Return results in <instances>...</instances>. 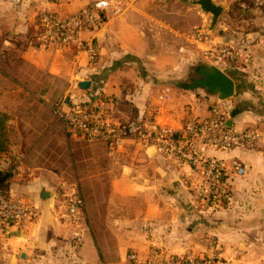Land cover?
Listing matches in <instances>:
<instances>
[{
  "label": "crops",
  "instance_id": "1",
  "mask_svg": "<svg viewBox=\"0 0 264 264\" xmlns=\"http://www.w3.org/2000/svg\"><path fill=\"white\" fill-rule=\"evenodd\" d=\"M94 1L0 0V110L11 116L15 149L25 152L7 191L36 211L24 225L0 231V264H144L152 250L264 264V0H213L223 6L213 29L194 0H111L102 20L80 31L83 45L40 44L42 10L65 17ZM219 46L236 55L227 69L210 53ZM16 57L13 75L4 67ZM204 59L235 79L241 103L173 80L180 67ZM54 80L62 83L58 92ZM62 95V104L47 103ZM215 103L223 104L230 128L260 136L230 150L198 141L229 173L224 198L205 201L192 185L196 170L139 132H181L212 117ZM57 107L93 111L122 143L69 134ZM13 167L11 153L0 158V169ZM74 185L86 198L87 219L79 226L61 217Z\"/></svg>",
  "mask_w": 264,
  "mask_h": 264
},
{
  "label": "built area",
  "instance_id": "2",
  "mask_svg": "<svg viewBox=\"0 0 264 264\" xmlns=\"http://www.w3.org/2000/svg\"><path fill=\"white\" fill-rule=\"evenodd\" d=\"M111 0H96L80 11L61 17L52 12L42 10L39 15L37 36L41 45H51L56 49H62L73 43L83 45L78 41L80 31L93 26L102 20L103 12L110 5ZM202 36L203 34H199ZM91 51V59L95 60V50L92 43L88 45ZM216 60H234L235 53L226 46L210 49ZM213 116L203 120H193L180 132L168 127H161L153 131L139 132L142 138L154 141L159 151L166 155L175 156L182 164L195 169L198 176L192 182L198 198L205 201L222 200L227 194L229 173L225 164L216 157L207 155L198 141L205 145L224 150H230L248 143H252L259 136V131L246 128L243 130L232 129L227 125L224 113L217 107H213ZM56 113L66 125L69 134H81L101 138L109 141L111 145L119 146L123 137L108 123L96 117L90 110H78L70 108L64 110L56 108ZM21 158L10 170L11 173L20 167ZM238 172L244 169L236 166ZM34 207L22 201L20 198L0 189V231H4L9 225H24L35 218ZM61 217L65 223L79 226L87 219L86 203L77 185L67 196L64 211ZM130 260L137 261L136 253L128 254ZM144 264H224L219 255L186 257L164 256L156 250L150 251Z\"/></svg>",
  "mask_w": 264,
  "mask_h": 264
},
{
  "label": "water",
  "instance_id": "3",
  "mask_svg": "<svg viewBox=\"0 0 264 264\" xmlns=\"http://www.w3.org/2000/svg\"><path fill=\"white\" fill-rule=\"evenodd\" d=\"M193 3L199 5L205 13L210 14L209 29H213L222 13L223 6L213 0H194ZM196 71L199 76L193 78L190 82H183L181 86L184 89L202 88L209 93L217 94L220 101H225L236 95L237 85L235 79L218 65L214 63L200 64L196 67ZM80 86L83 88L89 86V81L80 82ZM227 125L230 127V123L227 122ZM43 196L47 198L50 194L44 191Z\"/></svg>",
  "mask_w": 264,
  "mask_h": 264
},
{
  "label": "rangeland",
  "instance_id": "4",
  "mask_svg": "<svg viewBox=\"0 0 264 264\" xmlns=\"http://www.w3.org/2000/svg\"><path fill=\"white\" fill-rule=\"evenodd\" d=\"M0 56H1V53H0ZM223 60H222V63L221 64L224 65L226 69L229 68L231 61H229V60H227L225 58ZM13 62H14V66L12 68H10V67L9 68L8 67H4V66L3 67L9 73H11L13 75H17V67L20 64V62L18 61V58L17 57L14 59ZM210 62H213V61L211 59H208V60L207 59H204V60H194L193 62H191L190 64H188L187 67H180L179 70H178V72H177V74H175L173 76V80H176L179 83L190 82L193 78H196V77L199 76L198 73H197V71H196V67L199 66V64H202V63L209 64ZM223 62H226V63H223ZM1 63L2 62L0 61V66H1ZM214 64H216V63H214ZM23 66L24 65H21V71H22ZM20 79L22 81H24V79L22 77ZM51 83H52L51 89L54 90V91H57L58 92L59 88L62 87V83L59 84L58 80H54V82L51 81ZM25 84L28 85L27 82H25ZM175 85H177V84H175ZM28 86H30V85H28ZM178 86L180 87L181 85H178ZM240 87L242 88L243 85H240ZM198 89H201L202 92L204 91V89H202V88H198ZM235 96L232 97V98H229V99H227L225 101H230L231 100V102H233V104H239V103H241V100L240 99H235ZM63 99L64 98H63V95H62L61 99H59L58 101L49 100L47 103L50 104V105H54L56 102H59V105H60V104L63 103ZM245 104H246V102L244 101L242 104H240V106H244ZM215 107L219 108L222 111V108L224 106H223V104L215 103ZM14 143H15V141H14V134H13V136H12V143L10 144L9 150L6 153V155H9L11 153L12 167H13V165L15 166V163L18 161L19 158H21L20 166H23L24 165V160H25V152H24L23 149H19V151L16 150L15 147H14ZM13 151H18V152H15L14 153ZM20 168L18 167V169L15 171V173L18 172L20 170ZM83 197H84V195H83ZM84 199H86V198L84 197Z\"/></svg>",
  "mask_w": 264,
  "mask_h": 264
},
{
  "label": "trees",
  "instance_id": "5",
  "mask_svg": "<svg viewBox=\"0 0 264 264\" xmlns=\"http://www.w3.org/2000/svg\"><path fill=\"white\" fill-rule=\"evenodd\" d=\"M235 112L233 110L231 113ZM10 118L11 116L6 111L0 110V158L6 155L12 143V128L9 124ZM10 176V171L0 169V189L8 190Z\"/></svg>",
  "mask_w": 264,
  "mask_h": 264
}]
</instances>
